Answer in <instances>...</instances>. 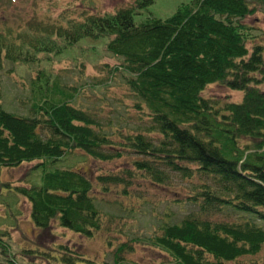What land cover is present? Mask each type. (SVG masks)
I'll return each mask as SVG.
<instances>
[{"label":"trees","instance_id":"1","mask_svg":"<svg viewBox=\"0 0 264 264\" xmlns=\"http://www.w3.org/2000/svg\"><path fill=\"white\" fill-rule=\"evenodd\" d=\"M154 1L129 0L102 13L84 0L85 8L66 5L55 18L35 17L16 27L0 23V66L39 62L41 53L53 60L51 55L81 39L106 38L101 60L94 59L102 63L110 55L116 61L106 63V81L119 80L150 122L145 130L119 132L121 141L105 131L90 98L84 99L100 80L93 76L91 85L74 77L91 55L79 57L64 80L39 69L30 79L32 114L5 109L0 90V169L41 161L32 170L39 173L38 183L11 191L30 203L36 228L46 231L58 222L86 237L101 227L97 193L123 186L127 195L139 173L159 186L171 181L170 172L198 177L181 203L189 213L161 225L152 244L177 264H242L264 247V48L257 42L249 48L254 37L247 24L264 11V0H191L168 20L137 24L135 15ZM213 84L242 92L243 99L220 106L204 96ZM124 151L140 156L132 162L135 174L96 175L72 161L82 152L83 158L111 162ZM218 215L238 218L215 220ZM1 231L0 256L8 252Z\"/></svg>","mask_w":264,"mask_h":264},{"label":"rangeland","instance_id":"2","mask_svg":"<svg viewBox=\"0 0 264 264\" xmlns=\"http://www.w3.org/2000/svg\"><path fill=\"white\" fill-rule=\"evenodd\" d=\"M84 0H0V23L8 21L15 26L31 18L43 19L46 16L55 18L66 5L83 7ZM97 11L112 13L117 7L128 4L129 0H90ZM191 3V0H155L140 13L135 15L137 24L150 19L168 20L178 10ZM254 37L249 43L253 49L256 42L264 48V11L261 10L247 20ZM256 40V41H255ZM106 38L92 39L90 37L66 49L61 55H51L53 60H46L47 54L41 53L40 61L28 65H19L4 61L0 66V90L2 91L5 109L19 115L33 113L34 105L32 77H37L39 69L54 74L60 73L61 79H67L66 70L77 67L78 58L93 56L87 60V68L79 73L74 72L77 81L83 79L93 85L94 80H100L96 86L88 88L84 95L88 103H93L100 122L106 132L114 133V140L121 141L118 136L128 134L130 129L149 127L147 115L135 108L136 98L130 95L119 80L106 81V63L111 66L116 61L106 55L102 63V49ZM93 51V53H89ZM58 59V60H57ZM57 60V61H56ZM38 62V63H37ZM53 64L54 67L51 65ZM81 68V67H80ZM75 71V70H74ZM97 76V79H92ZM75 82V81H74ZM99 86L100 84H103ZM264 89V86L261 87ZM204 96L223 106L227 102H240L243 93L228 89L220 84L207 87ZM109 122H113L109 126ZM129 128V129H128ZM144 130L142 132H144ZM72 158L77 167L91 169L96 175L109 174L123 176L125 172L133 174L137 169L133 161L140 156L132 151H124L123 157L111 162H100L93 158H83L79 152ZM41 161L24 164L13 169H0V229L3 228L7 237L4 242L7 253L2 250L0 261L7 263L12 260L16 264H66L63 260L70 257L75 260L70 264L81 261L82 264H177L173 257L158 246L152 244V237L160 226L166 222L175 223L189 213L181 203L193 190L199 178H187L170 172L171 181L167 184L153 185L150 180L142 178L139 173L129 193H123V186L113 187L110 194L97 193L100 208L101 227L92 237L77 234L60 227L56 222L49 230L36 228L31 221V205L22 196L17 195L16 187H29L38 183L39 173H32ZM64 164H68V161ZM50 168V167H49ZM32 174L34 176H32ZM2 192V194H1ZM2 199H6L2 202ZM12 214V216H10ZM234 215V214H233ZM216 216L219 221H236L237 216ZM170 216V217H169ZM14 219H10V218ZM238 218V217H237ZM151 239V241H150ZM77 260V261H76ZM243 264H264V247L256 256H245ZM8 264V263H7Z\"/></svg>","mask_w":264,"mask_h":264}]
</instances>
